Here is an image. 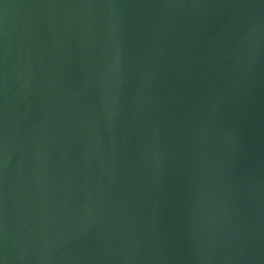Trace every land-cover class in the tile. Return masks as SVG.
Masks as SVG:
<instances>
[{"label": "water", "instance_id": "water-1", "mask_svg": "<svg viewBox=\"0 0 264 264\" xmlns=\"http://www.w3.org/2000/svg\"><path fill=\"white\" fill-rule=\"evenodd\" d=\"M0 264H264V0H0Z\"/></svg>", "mask_w": 264, "mask_h": 264}]
</instances>
